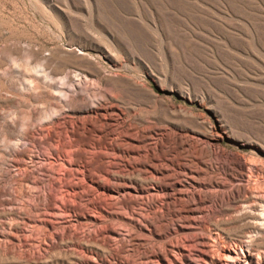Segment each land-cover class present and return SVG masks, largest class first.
Masks as SVG:
<instances>
[{"label":"rangeland","instance_id":"rangeland-1","mask_svg":"<svg viewBox=\"0 0 264 264\" xmlns=\"http://www.w3.org/2000/svg\"><path fill=\"white\" fill-rule=\"evenodd\" d=\"M44 57L48 103L29 87ZM227 195L264 217V0H0V264H130L183 245L193 204L186 234L217 239L213 264L238 240L241 264H264V233ZM83 214L96 221L63 228Z\"/></svg>","mask_w":264,"mask_h":264},{"label":"bare ground","instance_id":"bare-ground-1","mask_svg":"<svg viewBox=\"0 0 264 264\" xmlns=\"http://www.w3.org/2000/svg\"><path fill=\"white\" fill-rule=\"evenodd\" d=\"M48 64H49V60L45 57L42 58L41 62L32 68V72H33L34 77L29 82V87L32 88V90L38 94V97L40 98V102H42V103H48L49 102V96H50L49 94L50 93L49 94L46 92L45 93H39L37 90L38 84L39 83L42 84L43 89L45 91H48V89L51 86V82H53L51 80V77L47 73V69L49 67ZM51 73H54V70H52ZM71 77L68 74H65L64 76L59 78L58 82L61 86H64L65 80L68 81V79H70ZM76 78H77V75H76ZM73 79L75 80V78H73ZM77 79H80V78H77ZM98 106H100V105H98ZM97 111H98V108H95V110L89 111L88 113L94 114V116L97 117V116H99ZM32 127H34V126H32ZM22 138H25L31 142H34L32 137H31V128L29 125L25 126V129L22 133ZM41 139H43V138H41ZM80 141H81V139H78V142H80ZM188 174H190L192 176L194 173L189 171ZM153 175H154V173L152 172L151 176H153ZM192 177H194V176H192ZM154 178H155V176H154ZM145 181H147V180L145 179ZM87 187L89 188L90 186L88 185ZM91 189H93L94 193L97 196H102V197L106 198L107 200H112L113 198H115V195H114L115 193L110 188H106L102 185L96 184ZM74 192L77 193V191H74ZM123 193H124V195L129 196V197L130 196L138 197L143 193L144 194L148 193V191L147 190L144 191V189L142 188V185L133 187L131 189L125 188V186H123ZM224 199L226 200V203L228 204L227 206L231 209L234 208L235 201L240 202L242 209L237 213L238 220L244 221L245 226L249 230H251L252 232H255L259 235H260V233H264V217L262 216L263 213L261 215L257 214V212H255L249 204L245 203L246 201H239L238 196L227 195ZM126 205H128V203H126ZM64 208H65V211H62V212L64 215H66L68 217L70 214L71 208L67 207V206H64ZM200 214H201V212L199 211L198 208L195 207V204L187 205V206L183 207L180 214H179V219H180L181 223L176 228V233H180L181 235H183L182 240H181L183 245H180L181 244L180 242H179L180 244L175 242L173 244H170L167 248L164 247V249H159V250L142 249L141 251H137L134 261H132L130 264H180L181 261H180L179 257L181 255H183L182 253H183L184 246H187L191 249V250L189 249L190 251H187V252L195 255L196 256L195 260H197L196 262H188L186 264H213L212 259H213L214 255L217 254L216 252L218 251V249L216 248L217 247V245H216L217 239L207 238L203 235L189 236L188 234H186L187 231L191 230L194 226L197 225L196 220ZM81 218L85 219V222H81V221L77 220L75 224L68 223V225L66 224V226H64L63 228L64 229H69L71 227L77 228V227H81L83 225H86V223H87L86 221L88 219L86 218L85 214H83V216H81ZM95 221L96 220H94V219L88 220L89 223H91V222L94 223ZM211 225H213L214 227L217 226L214 222L211 223ZM168 229H169V227H168ZM53 230H55V228L49 229V228H47V226L44 227V229H43L44 235L47 236V234H50V231H53ZM105 231H106V236L108 239H114L118 235V234H116V232L112 228H107V229H105ZM151 232L153 233V235L155 237L161 238V237H163V234L166 232V230L165 229H162L160 231L151 230ZM130 236H131V234H130ZM251 244H252V242L249 243V242H244L243 240H238L237 244H234L233 249L222 247L221 251H227V252L224 255V262H220V264H241V262L243 260L244 261L246 260V254L245 253L249 254L250 253L249 251H253V250H251ZM92 247H94V246H92ZM98 249L92 248L91 251H87V252L90 254H93V255H97L99 257H104L110 253V251H105V248L103 246H100V244H98ZM188 255L186 254V256H188ZM217 256H218V254H217ZM71 258L75 261V262H72L71 264H76V262H78L80 260V258H77L74 256ZM188 258H189V256H188ZM192 258H194V256ZM182 264H184V263L182 262Z\"/></svg>","mask_w":264,"mask_h":264}]
</instances>
